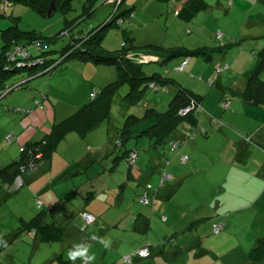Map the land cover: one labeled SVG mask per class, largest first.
I'll return each instance as SVG.
<instances>
[{"label": "crops", "instance_id": "obj_1", "mask_svg": "<svg viewBox=\"0 0 264 264\" xmlns=\"http://www.w3.org/2000/svg\"><path fill=\"white\" fill-rule=\"evenodd\" d=\"M154 1L166 5L164 8L167 10H162L172 15V19L167 21H171L173 30L179 34L187 29V33H195L196 39L190 45L177 41L171 43L168 42L169 35L165 42L152 38L137 42L136 39L135 45L180 46L191 50L205 47L215 51L221 45L238 43L226 53L212 54L209 62L212 66L203 67L202 77L209 78L208 87L218 86V106L205 103L200 87L186 85L185 88L181 85L199 97L201 111L195 114L196 127L184 125L168 142L166 148L171 141H177L179 148L175 154H170L166 148L163 150V157L169 163L167 166L163 157L160 160L148 143L144 150L148 159L144 166L139 164L143 168L138 165L134 170L130 169V176L127 177L140 187L139 191L138 188L135 190L138 198L146 183L157 186L162 171L171 175V182L159 190L153 210L135 204L134 207H122L120 203H113L114 198L107 194V188L105 193L92 191L91 179L80 182V178L77 183L75 177L79 171L76 175H69V178L58 179L72 164L80 165L87 159L90 163L94 162L91 153H101L105 145L86 146L80 158H65L63 165L58 157H53L49 165L42 164L36 171H31L35 173L32 178L38 176L42 181L38 193V196L42 194V198L39 197L41 205L35 207L48 210L49 221L64 229L63 238L57 243L62 248L60 257L69 264L73 262L68 259L67 253L76 245L88 248V255L95 257L91 264H123L122 257L146 246L152 249L150 258H136L131 264H205L208 261L212 264H248V251L256 241L264 238V106H248L238 94L244 90L248 75L256 64V54L264 48V0ZM206 13L213 14L215 18L195 19L197 15ZM217 32L221 35L219 39ZM180 60L173 65V69L183 62V59ZM190 62L191 59L186 68ZM192 66L191 71H199L197 62ZM217 68L221 69L220 73H216ZM28 75V72H23L9 80L7 85L25 84L39 77L38 73L27 79ZM93 90L96 89L92 86L89 94ZM41 95L45 96L41 97V102L51 98L50 91H41ZM8 97L13 99L3 101ZM35 100H39V81L34 85H23L0 100V142L4 145L0 169L17 161L26 143L40 140L39 129L25 132L23 121L20 122L17 116L34 111L39 117L37 109L45 110V106L43 103L35 105ZM223 100L230 102L227 109L220 108ZM59 106L60 102L51 105L55 117ZM69 107L67 104L61 109ZM201 130L204 133L201 134ZM191 131H196V134L193 138L190 135L189 139ZM5 139L8 141L6 145ZM82 143H79L80 146ZM184 155L188 160L182 164L179 156ZM26 176L23 180L27 183ZM139 176H146L144 183H139ZM89 188L90 191H87ZM71 191H76V197L67 200ZM124 193L125 188L121 191L122 198ZM103 194L107 196L104 200ZM74 200H80L82 206L75 207L72 204ZM193 202L197 205L191 206ZM83 213L94 217V222L82 232ZM140 215L142 217L139 218ZM161 215L166 217L164 222ZM31 218L21 219L27 221ZM215 223L222 224V230L217 235L211 231ZM206 232L212 238H208ZM101 240L107 242L108 247ZM57 243L40 244L39 248L44 245L54 248ZM65 247L68 249L66 252ZM56 257L58 253L54 250L39 264H57L54 263ZM10 261L5 254L0 264H11ZM75 264H87V261L77 258Z\"/></svg>", "mask_w": 264, "mask_h": 264}, {"label": "rangeland", "instance_id": "obj_2", "mask_svg": "<svg viewBox=\"0 0 264 264\" xmlns=\"http://www.w3.org/2000/svg\"><path fill=\"white\" fill-rule=\"evenodd\" d=\"M86 1L88 0H70L69 11L64 13L60 9H56L50 17L37 14L29 6L17 2H11L5 13L2 12L3 10H0V49L2 46L1 31L12 25L11 17L19 19L18 27L21 32L34 31L37 34H42L44 37L50 38L56 36L62 29H64L66 22L72 24L73 27L70 34L75 35L81 31L99 26L106 19H109L114 11L112 6H108L111 5L110 3L103 4L102 0H98L92 8L94 12L91 13V15H87L84 10ZM164 7H166L164 3L161 4L154 0H125L119 13L124 9H132L133 14L130 18L124 19L121 29H124L130 38L137 39V42L149 38L158 42H165L168 39L167 36L170 35L171 37L168 42L172 43L173 41H177L179 44L185 43V45H190V42L196 39L195 33H187L186 29L185 31L181 30L178 34L173 30L171 21H167V19H172V15L168 14L167 11H164L167 10ZM163 8L164 10H162ZM174 16H176V14ZM211 18H215V16L213 14L211 15V13H206L204 15H197L195 19ZM217 34L218 32L216 33V36ZM122 39L123 34L121 30L110 27L106 29L103 35L100 42L101 48L106 52H116L121 48ZM64 44L65 39L59 40L55 44V49L62 47ZM230 54L231 53H228V55ZM180 62V59L173 60L169 63L167 62L166 65L150 62L143 65V70L147 76L153 74L162 75L167 71V74L165 75L167 79L174 80L185 88H187L186 85H189L190 87H200V92L204 97L205 103L210 106H218V98L216 97V92L218 91L217 84L214 87L209 88V78L202 77V72H204L203 67H209L212 65H210V63L206 64L199 58L194 57L191 58L189 66L183 73L174 72L173 65ZM196 62L200 65V68H198L199 71H191L193 67L192 65H194V63L196 65ZM116 79L117 72L114 66H95L90 62L84 63L77 59H69L51 73L41 74V76L28 81L26 84L34 85L36 81H39V99H41V91L45 93L50 91L51 98L55 99L57 102L51 98L47 101H42L45 110L37 109L39 117L35 116L36 113H34V111L28 115L18 114L17 116L21 119L20 122L23 121L25 132H30L32 129H36L37 131V129H39V139L41 140L46 134L50 133L53 124L60 123L64 119L70 117L78 108L89 102L88 94L92 86L98 92L100 88L114 82ZM12 80L13 78L10 81ZM8 86L9 85H6L3 90L8 88ZM190 87L188 89H190ZM127 91V86H124L113 98L110 122L103 123L97 130H94L91 134H87L86 137H81L76 133L68 134L56 147L52 159L53 157H58L61 165H63L65 158L67 160L80 158L86 146L92 147L96 145H105V148L101 153H91L92 157L95 159L94 162L90 163L87 159L76 167L74 171H79L80 173H77L79 175L75 177V181L79 183L78 180L80 178L82 179L79 180L80 182H83V180L87 182V180L91 179L93 192L98 194L105 193V188H107V194L112 195L114 198L113 203H120L122 204V207H128L130 205L134 207L135 204L144 208H149L141 205L139 197L137 198V191L135 190L138 188L139 191L140 187H138L136 181L127 178L130 169L134 170L139 164L144 166L146 163L148 154L146 155L144 150L148 147L147 139L137 138L128 143V149L135 145L133 148H137L139 156L132 168L129 166L127 159L122 158L115 161L117 156L121 157L122 150H118L114 146L117 140L118 131L126 116L132 114L142 119L144 111L149 108H152L159 113H164L167 110L168 103L176 92V89L174 85L170 84L166 85L165 90H159L157 92L149 90L143 101L137 106L131 108L125 107L121 102V98L127 93ZM12 99L13 98L8 97L3 101H10ZM59 102L61 106L57 108V115L55 117L51 105H55ZM67 104L71 107L62 110V106ZM204 105L203 102V107ZM151 124L152 121L141 120L135 127V131L140 132ZM15 127L16 130L19 129L17 124ZM81 141H83V143L80 146L79 143H81ZM6 143H8V141L5 139V145ZM2 154H4V145L0 142V155ZM141 165L139 166L141 167ZM143 166L141 168H143ZM33 173L30 172L23 176L24 178L27 175L26 178L29 182L26 183L25 181L24 186L14 193L8 195L0 190V259L2 257L4 258V255L7 254L11 260V264H39V262L49 256L54 250L57 251L58 257L62 256V248L59 243L54 244V248H51L53 246L47 245L42 246L43 248H39L40 244H34V238L30 236V234L19 232L18 230L20 218H31L39 210L35 207L37 205V203L35 204V199L38 201L40 200L41 202L40 198H42V194L38 196V193L42 181L39 180L38 176L32 178ZM134 175L139 174L135 173ZM69 177L71 176H67L66 178ZM137 179L139 180V183H144L146 176L141 178L139 176ZM123 188H125V193L122 198L121 191ZM87 191H90V188L87 189ZM106 197L107 196H104L103 200L106 199ZM72 204L78 208L82 206L83 203L80 202V200H74L72 201ZM195 205L197 204L194 202L191 203V206ZM205 235L208 238L210 237L207 232ZM210 238H212V236ZM66 251H68L67 247L64 249V252ZM55 262L56 260H54V263ZM205 264H212V262L208 261V263Z\"/></svg>", "mask_w": 264, "mask_h": 264}, {"label": "trees", "instance_id": "obj_3", "mask_svg": "<svg viewBox=\"0 0 264 264\" xmlns=\"http://www.w3.org/2000/svg\"><path fill=\"white\" fill-rule=\"evenodd\" d=\"M50 1L51 0H0V10H3L2 12L5 13L11 2H17L29 6L41 16H47ZM97 1L98 0L86 1L84 10L87 15H91V13L94 12L92 8ZM102 1L103 4H105V0ZM124 1L125 0H121L119 4H107L108 6H112L114 10L109 19H106L97 27H92L89 30L81 31L75 35L70 34L73 26L67 22L65 23L64 29H62L56 36L50 38L44 37L42 34H37L34 31L21 32L18 27L19 19H14L12 17V25L1 31L0 92L3 91L9 80L23 72L29 73V75L26 76L27 79H29L30 75L35 76L38 73L39 76L45 73L49 74L69 59H77L84 63L90 62L95 66H114L117 72V79L114 82L100 88L98 92L97 90H93L89 95L88 103L78 108L74 114L60 123L53 124L50 133L46 134L41 140L26 143L21 148L17 161H13L0 169V190L3 193H7L8 195L14 193L24 186L25 181L23 180V176L25 174L35 170L42 164L49 165L56 147L68 134L76 133L79 136L84 137L100 127L103 123L110 122L113 98L124 86H127L128 91L121 98V102L127 108L140 104L149 90L154 92L165 90L166 85L172 84L174 85L176 92L170 99L167 110L164 113H159L156 110L149 108L144 111L142 119L132 114L124 118L114 146L118 150H122V153L120 155L121 157L117 156L115 158V161L122 158L127 159L131 151H137V148H127L128 143L137 138L147 139L150 147L154 148L161 160L164 153L163 150L166 148L168 142L175 138L181 127L184 125L192 128L196 127L197 118L195 114L197 113L190 112L185 116H181L179 113L181 110L188 107L192 101L199 105V97L183 88L174 80L167 79L165 77L167 71L162 75L153 74L147 76L143 70V65L150 62L166 65L167 62L169 63L176 59H183V62L188 59L185 67L181 71H178L177 69L183 62L173 69L174 72L183 73L189 59L195 57L200 58L205 63H209L211 62L212 54L216 52L226 53L231 48L237 46L238 43L221 45L215 51L205 47L191 50L180 46L168 48L154 44L137 46L135 45V39L130 38L127 32L124 29H121L124 19L130 18L133 14L132 9H124L119 13ZM4 2H7L6 9L2 8ZM54 3L56 9H60L64 13L70 9V0H54ZM110 27L120 29L123 34L120 50L113 53L106 52L100 45L106 29ZM64 39L65 44L62 47L55 49V44L59 40ZM15 46L25 48L28 53L27 59L24 60V66L21 68L14 65L9 67V64L6 61V53L10 50H14ZM143 57H152L155 60L142 63L140 60H142ZM18 60H20V58ZM26 84L27 83L9 85L8 88L11 90L6 95L23 85L27 86ZM238 95L241 101L248 106H264V48L256 54V64L248 75L244 90ZM3 97H0V100ZM41 97L45 98L43 95H41ZM41 103L40 99L34 101L35 105ZM200 111L201 110H199L198 113ZM141 120L152 121V124L140 132L135 131V127ZM195 134L196 131H191L188 138L190 139V135L191 138H193L192 135ZM137 159L138 156L134 163L129 165L131 168L134 167ZM162 160L164 162L165 158L163 157ZM78 166V163L72 164L69 168L64 170L58 179L60 180L71 174H76L74 170ZM129 176L130 172L127 177L129 178ZM18 179L22 180L20 184ZM146 185L147 183L143 186L142 192L139 195V202L141 205L153 210V202L159 196V190L164 185L148 191V203L143 204L140 199L144 195ZM75 197L76 191H71L67 195V200ZM140 217H142V215H140L139 218ZM160 217L163 222L166 220L164 215H161ZM49 218L50 212L48 210L39 209L34 217L27 221L20 218L18 230L19 232L30 234V236L34 238V244L61 242L64 229L56 225L54 222H50ZM88 226L90 225H85L84 222L81 231H85ZM211 231L213 233L212 227ZM143 248L149 250V256L144 258L146 260L150 258L152 249L148 246ZM137 251L129 255L131 257V262L129 264L133 263V260L136 258L143 260L136 255ZM123 258L124 257H122L121 261L124 263ZM55 260L57 264H69L60 256L56 257ZM247 261L248 264L264 263V238L256 241L253 247L248 251Z\"/></svg>", "mask_w": 264, "mask_h": 264}, {"label": "built area", "instance_id": "obj_4", "mask_svg": "<svg viewBox=\"0 0 264 264\" xmlns=\"http://www.w3.org/2000/svg\"><path fill=\"white\" fill-rule=\"evenodd\" d=\"M121 2V0H105V3H110V4H113V3H116V4H119ZM7 7V2H4L3 3V6L2 8L3 9H6ZM217 39H219L221 37L220 33L217 34ZM38 45V44H36ZM6 57V61L7 63L9 64V67L14 65L18 68H21L24 66V63H25V59H27L28 57V53L26 52V49L25 48H22V47H18V46H15L14 47V50H10L9 52L6 53L5 55ZM20 58V60H18ZM152 60H155L153 59L152 57H143L142 60H140V62L142 63H146V62H149V61H152ZM188 59H186L181 65L180 67L177 69L178 71H181L185 65H186V62H187ZM39 62H42V61H39ZM221 72V69L217 68L216 69V73H220ZM11 89L10 88H5V90L1 91L0 92V97H3L5 96ZM221 108L222 109H227L229 106H230V102L229 100H224L222 101L221 103ZM200 106L197 105L196 103H194L193 101L190 103V105L188 107H186L185 109L181 110L180 111V115L181 116H185L187 115L188 113L190 112H194V113H197L199 110H200ZM203 131L201 130V133ZM195 135H192V137H194ZM169 148H168V151L170 154H175L177 152V149H178V142L177 141H171L169 143ZM138 156V153L137 151H131L127 157V162L129 163V165H132L134 163V161L136 160ZM187 156H179V161L180 163L182 164H185L187 163ZM169 163L168 161L165 160V166H167ZM171 175L165 171H162L160 177H159V180H158V184L156 187L150 185V184H147L146 185V190L144 192V195L141 197L140 201L143 203V204H147L148 203V199H147V192L150 191V190H153V189H157L159 188L160 186H163V185H166L168 183L171 182ZM21 179H18V182L19 184L21 183ZM38 206L41 205V203L39 201L36 202ZM82 218L85 222V225H91L93 222H94V217H92L91 215L89 214H86V213H83L82 215ZM212 230H213V233L215 235L219 234L222 230V224H219V223H215L212 225ZM136 255L139 257V258H147L149 256V250L147 248H143V249H140L139 251H137ZM123 261L124 263H130L131 262V257L130 256H126L123 258Z\"/></svg>", "mask_w": 264, "mask_h": 264}, {"label": "clouds", "instance_id": "obj_5", "mask_svg": "<svg viewBox=\"0 0 264 264\" xmlns=\"http://www.w3.org/2000/svg\"><path fill=\"white\" fill-rule=\"evenodd\" d=\"M101 243L104 244L105 247H108V243L101 240ZM68 259L75 264V261L77 258H80L82 261H87V264H91V262L95 259L94 256L88 255V248L81 246V245H76L74 246L73 250H69L67 253Z\"/></svg>", "mask_w": 264, "mask_h": 264}, {"label": "water", "instance_id": "obj_6", "mask_svg": "<svg viewBox=\"0 0 264 264\" xmlns=\"http://www.w3.org/2000/svg\"><path fill=\"white\" fill-rule=\"evenodd\" d=\"M55 11H56V7H55L54 0H51V1H50V7H49V9H48V11H47V17H50L51 14H52L53 12H55Z\"/></svg>", "mask_w": 264, "mask_h": 264}]
</instances>
